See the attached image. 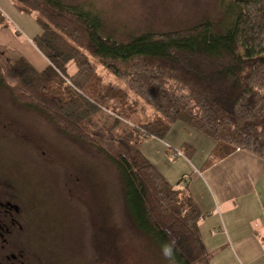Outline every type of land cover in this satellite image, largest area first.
I'll list each match as a JSON object with an SVG mask.
<instances>
[{
    "label": "trees",
    "instance_id": "trees-1",
    "mask_svg": "<svg viewBox=\"0 0 264 264\" xmlns=\"http://www.w3.org/2000/svg\"><path fill=\"white\" fill-rule=\"evenodd\" d=\"M8 1L39 27L32 41L49 64L37 70L0 45V87L105 154L120 174L129 220L162 259L209 264L189 176L170 184L140 146L181 121L214 143L211 164L236 150L264 159V0H221L224 24L206 19L127 41L102 35L100 16L81 6ZM7 22L0 11V26Z\"/></svg>",
    "mask_w": 264,
    "mask_h": 264
},
{
    "label": "rangeland",
    "instance_id": "rangeland-1",
    "mask_svg": "<svg viewBox=\"0 0 264 264\" xmlns=\"http://www.w3.org/2000/svg\"><path fill=\"white\" fill-rule=\"evenodd\" d=\"M62 1L97 13L101 34L118 41L145 31L188 27L206 19L218 25L225 16L221 0ZM9 21L7 26L11 27L6 28L14 26ZM22 26L20 32H27V25ZM20 32L19 40L5 39L0 45L42 70L48 59L30 40L46 61L38 68L24 49V34ZM106 76L115 79L109 73ZM150 118L160 115L152 112ZM180 151L190 157L187 150L180 147ZM210 155L205 169L211 164ZM0 187L2 199L19 209L6 217L1 214L3 222L9 223L13 217L16 224L10 234L0 238V264H12L14 260L6 257L11 253L23 256L17 264H168L129 220L120 174L105 154L64 134L46 113L16 103L2 87Z\"/></svg>",
    "mask_w": 264,
    "mask_h": 264
},
{
    "label": "crops",
    "instance_id": "crops-1",
    "mask_svg": "<svg viewBox=\"0 0 264 264\" xmlns=\"http://www.w3.org/2000/svg\"><path fill=\"white\" fill-rule=\"evenodd\" d=\"M15 10L8 0H0V11L19 32L27 25V32H20L22 45L41 68L46 61L30 42L39 27ZM18 38L13 28L0 26V43ZM183 144L190 157L175 153ZM213 148L209 138L175 121L163 138L143 141L140 151L170 184L189 176V189L204 214L199 233L209 264H264V159L236 150L205 169Z\"/></svg>",
    "mask_w": 264,
    "mask_h": 264
},
{
    "label": "flooded vegetation",
    "instance_id": "flooded-vegetation-1",
    "mask_svg": "<svg viewBox=\"0 0 264 264\" xmlns=\"http://www.w3.org/2000/svg\"><path fill=\"white\" fill-rule=\"evenodd\" d=\"M0 189H1V187H0ZM2 196L3 195L1 194V191H0V238L4 234H6V235L10 234L13 226L16 224L13 217H11L9 223L3 222L4 219H1V214H3V216L6 217V216L10 215L13 211L14 212L19 211L18 206L13 204L10 200L2 199ZM4 242H6L5 239H3V243ZM6 257L8 259L11 258L14 260L13 262H11L12 264H17L18 259L20 257H23V256L21 254L11 253L10 255H6Z\"/></svg>",
    "mask_w": 264,
    "mask_h": 264
},
{
    "label": "clouds",
    "instance_id": "clouds-1",
    "mask_svg": "<svg viewBox=\"0 0 264 264\" xmlns=\"http://www.w3.org/2000/svg\"><path fill=\"white\" fill-rule=\"evenodd\" d=\"M165 254L168 255L169 254V250L166 249L165 250Z\"/></svg>",
    "mask_w": 264,
    "mask_h": 264
},
{
    "label": "built area",
    "instance_id": "built-area-1",
    "mask_svg": "<svg viewBox=\"0 0 264 264\" xmlns=\"http://www.w3.org/2000/svg\"><path fill=\"white\" fill-rule=\"evenodd\" d=\"M175 153H176L177 155H180L179 151H177V150H176V152H175Z\"/></svg>",
    "mask_w": 264,
    "mask_h": 264
}]
</instances>
